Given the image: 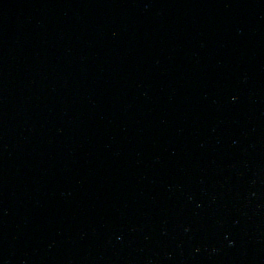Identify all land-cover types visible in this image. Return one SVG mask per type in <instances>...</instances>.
<instances>
[{
	"label": "water",
	"instance_id": "obj_1",
	"mask_svg": "<svg viewBox=\"0 0 264 264\" xmlns=\"http://www.w3.org/2000/svg\"><path fill=\"white\" fill-rule=\"evenodd\" d=\"M0 264H264V0H0Z\"/></svg>",
	"mask_w": 264,
	"mask_h": 264
}]
</instances>
